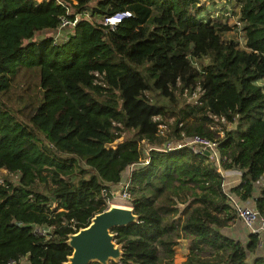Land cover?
Returning <instances> with one entry per match:
<instances>
[{"label": "trees", "instance_id": "trees-1", "mask_svg": "<svg viewBox=\"0 0 264 264\" xmlns=\"http://www.w3.org/2000/svg\"><path fill=\"white\" fill-rule=\"evenodd\" d=\"M215 1L0 0V264H62L68 234L104 210L123 172L145 158L128 176L138 220L112 229L124 253L109 264H264L257 232L245 245L223 234L234 211L206 153H143L146 144L216 140L222 169L241 171L231 191L247 200L261 183L255 209L264 218V0H225L238 5L243 45L199 16ZM123 11L131 15L113 29L85 16ZM77 16L56 36L63 18ZM30 74L34 82L21 81ZM198 86L200 103H186L183 90ZM209 113L236 125L220 137ZM124 129L132 135L113 146ZM35 224L49 235H34ZM181 240L186 258L176 263Z\"/></svg>", "mask_w": 264, "mask_h": 264}, {"label": "rangeland", "instance_id": "rangeland-1", "mask_svg": "<svg viewBox=\"0 0 264 264\" xmlns=\"http://www.w3.org/2000/svg\"><path fill=\"white\" fill-rule=\"evenodd\" d=\"M71 1L73 4L77 3V0H71ZM204 6H205V8H203L199 11V16L203 17L204 19H207L209 17V15H212L214 19L218 20V22L216 21L215 23H219L220 25L225 24L229 27L228 30L221 32L222 38L230 39V40L232 39V40L236 41L237 43H239V45H243L244 36H243L242 30H239L237 27L233 26V22H234L235 17H231L228 19L222 14V12L230 10L231 12H233V15L236 16V13L238 10V5L234 1L229 3V2H226L225 0H216L214 3L204 2L203 7ZM89 14L90 13L88 12V13H86L85 16L89 17L90 19L96 20V21L101 20L99 16H96V17L92 16L91 17V15H89ZM42 35H43V33H39L36 35V38H40ZM58 38H59L58 39V41H59L60 38H62V37L59 36ZM35 78L36 77L34 76V74H30V75L23 76L21 78V81L34 82ZM261 85L264 88V80H262ZM16 94L12 95L11 100L16 101L18 99L19 95H16ZM182 98L187 103L186 99L183 96H182ZM21 107H22V104L17 103V102H15V104L13 105L14 113L19 115V117L22 116L20 114V112H18V109H20ZM235 125H236V123L230 124L228 127H224V130L234 128ZM131 132L127 129L122 130L120 132L121 137H119L113 143V146H115L117 143H120L121 141L125 140V138L130 137L132 135ZM126 174H127L126 172H124L122 174L123 176L121 178V181L124 179ZM222 174L224 177L223 187H224V190L229 197V202H230L231 208L234 211V218L231 221H229L228 225L222 229L223 234L230 236L234 239H237L245 245L248 241V234L250 232L255 231L259 234L258 247L260 245L263 246V243H264V218H262L260 216L257 219V221L254 224V231H252L250 228H248L245 225V223L242 221V219H241L242 217L240 215V210H242V209H249V210L255 209V198L259 195V186L261 185V183L255 184V188L252 192V196L249 199L242 200L241 198H239L238 195H236L233 191H231V188L239 183L240 177H241V171L236 169V168H230V169L222 170ZM2 175H5V172L3 170L0 172V176H2ZM13 178H15V177H13ZM120 182H119L118 186L115 187V189H114L115 191L113 193L114 196L110 201H108V205L110 203H115L114 201H116V200H119V198L116 196H118V193H119ZM114 199H116V200H114ZM180 207H182V206H180ZM262 250L263 249L261 247L257 248L256 255L264 254V251L262 252ZM186 253H187L186 241L181 240L180 244L178 245L177 252L174 255V261L176 263H182L186 258ZM252 258H253V254H248V259L251 260ZM18 264H25V262H20Z\"/></svg>", "mask_w": 264, "mask_h": 264}, {"label": "built area", "instance_id": "built-area-1", "mask_svg": "<svg viewBox=\"0 0 264 264\" xmlns=\"http://www.w3.org/2000/svg\"><path fill=\"white\" fill-rule=\"evenodd\" d=\"M222 14L228 19L231 17H235L234 22H233V26H235L239 30H241L242 23L239 21L238 16H234L230 10L224 11V12H222ZM130 15H131V13L129 11L117 12L111 16H104V17L100 18L101 19L100 21H97V22L101 23L102 25L106 26L109 29H113L123 18L128 17ZM78 18H79L78 16L75 17L74 21H68L65 18H63L60 22L56 36H58L59 30L63 26H66L69 24H74ZM87 18H89V17H87ZM95 75L101 76L102 74H99L98 72H96ZM95 82L97 83L98 80L95 79ZM176 84L177 85L179 84L178 79H177ZM189 91L190 90L188 88H185L182 92V96L186 99L187 103H191V104L200 103L199 97L203 94V89L198 86L193 91H191V92H189ZM208 117L210 119V121H209L210 128L215 130L220 137H222L224 135V127H228L230 124L236 123V121H235L236 119L233 121H230L225 114L216 115L213 113H209ZM155 120H160V117H155ZM118 126H121V125L118 124ZM158 128H159V132L161 134H163L164 131H166V129H167V125L163 122H159ZM183 146H188L192 151H194L196 153L208 152L207 155L209 156L211 162L215 165L216 170L222 174V170H224V169H222L221 164H220V152H219V148H218V142L216 140L212 141V140H209L207 138H202L199 136H193V137L185 138L183 140H172V141L166 142L160 146L146 144L144 146L143 153L147 157L148 151L152 150V149H154V150H167V149L181 148ZM147 162H148V160L145 158L142 162L135 163V164L129 166L124 171L127 174L125 175L124 179L120 182L119 193H118V196H116L121 200V202L123 204L131 206V202L129 200L130 195H129V192L127 190V188H128V176H129L130 171L133 168L147 164ZM222 176H223V174H222ZM223 185H224V181H223ZM240 215H241V217H242L241 219L245 223V225L248 228H250L252 231H254V224L257 221V219L260 217L257 210L256 209H251V210L242 209V210H240ZM50 230H51V227L46 226V225L35 224L32 226V233L34 235H36L37 237H40V238H46L49 235ZM9 264H17V263H14L12 261Z\"/></svg>", "mask_w": 264, "mask_h": 264}, {"label": "water", "instance_id": "water-1", "mask_svg": "<svg viewBox=\"0 0 264 264\" xmlns=\"http://www.w3.org/2000/svg\"><path fill=\"white\" fill-rule=\"evenodd\" d=\"M137 220L138 216L132 206L110 203L104 210L93 215L85 227L68 234L65 243L71 248V254L62 264L119 262L124 252L122 244L114 240L112 229L131 225Z\"/></svg>", "mask_w": 264, "mask_h": 264}, {"label": "crops", "instance_id": "crops-1", "mask_svg": "<svg viewBox=\"0 0 264 264\" xmlns=\"http://www.w3.org/2000/svg\"><path fill=\"white\" fill-rule=\"evenodd\" d=\"M117 186H118V185H117ZM115 187H116V185H115V186H113L112 188H113V189H115ZM115 198H116V197H115ZM119 203H120V204H123L122 202H119ZM259 247H261V248L263 249V250H262V252H263V251H264V243H263V246H262V245H260ZM259 247H258V248H259Z\"/></svg>", "mask_w": 264, "mask_h": 264}, {"label": "bare ground", "instance_id": "bare-ground-1", "mask_svg": "<svg viewBox=\"0 0 264 264\" xmlns=\"http://www.w3.org/2000/svg\"><path fill=\"white\" fill-rule=\"evenodd\" d=\"M118 199V198H117ZM114 200H116V199H114ZM115 203H119V202H121V200L119 199V200H116V201H114Z\"/></svg>", "mask_w": 264, "mask_h": 264}]
</instances>
